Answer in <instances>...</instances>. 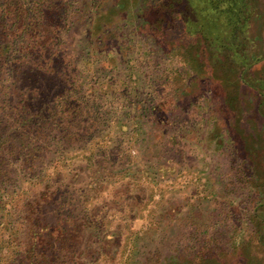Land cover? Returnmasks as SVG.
Wrapping results in <instances>:
<instances>
[{"label": "rangeland", "instance_id": "rangeland-1", "mask_svg": "<svg viewBox=\"0 0 264 264\" xmlns=\"http://www.w3.org/2000/svg\"><path fill=\"white\" fill-rule=\"evenodd\" d=\"M212 2L0 0V264H261L260 94Z\"/></svg>", "mask_w": 264, "mask_h": 264}, {"label": "trees", "instance_id": "trees-1", "mask_svg": "<svg viewBox=\"0 0 264 264\" xmlns=\"http://www.w3.org/2000/svg\"><path fill=\"white\" fill-rule=\"evenodd\" d=\"M212 4L216 10L221 12V15L228 18L231 28L227 41L207 37L209 46L215 50L213 62L217 65L219 64L223 70L239 69V80H229L231 81L229 84H233L236 87L240 83L257 90L260 94L258 112L264 118V0H261V16L257 13L256 0H213ZM253 18L258 20L261 18V39L250 35ZM259 46H261V52L259 51ZM259 65L262 66L261 75L256 76L254 69ZM225 85L227 86V83ZM228 103L230 101L221 100L222 106L218 107L217 105L215 112H219L221 107L226 106ZM29 106L35 107V105L32 106L31 104ZM31 119L32 122L34 118ZM26 125L27 122H22L18 127L12 129V132L26 127ZM8 131L10 133V129ZM255 209L254 215L257 220L254 228L255 240L262 253L261 264H264V197ZM254 259L259 258L254 253H251L247 263L256 264Z\"/></svg>", "mask_w": 264, "mask_h": 264}]
</instances>
